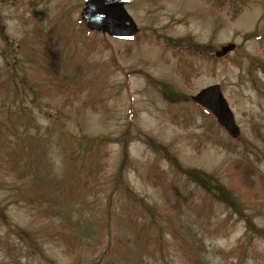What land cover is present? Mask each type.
<instances>
[{"label":"rangeland","instance_id":"rangeland-1","mask_svg":"<svg viewBox=\"0 0 264 264\" xmlns=\"http://www.w3.org/2000/svg\"><path fill=\"white\" fill-rule=\"evenodd\" d=\"M82 5V0H0V30L7 39L17 40L27 30L34 36L33 30L40 28L46 32L48 40L44 38V47L36 46V51L55 60L58 50L68 54V46L73 44L75 35L77 45L86 51L84 61L92 67L91 76L98 75V82L90 94L76 93L78 89H84L81 68L77 82L69 86L71 90L67 95L54 91L49 96L50 101L61 109L62 123L50 128L49 138L28 145V156H25L24 150L16 147L14 136L23 130L22 107L31 106L36 99L34 89H39L38 84L32 86L30 78L40 81L42 71L38 68L35 48L32 50L31 46L17 52L21 56L18 70L26 69V73L13 78L7 70L2 71L4 59L0 56V264H10L13 254L20 256L21 264H46L41 259L46 262L52 259L57 264H90L103 247L109 254L107 264H188L182 252V248L189 249L186 243L194 249L201 264H263L264 239L248 236L246 240L243 221L230 215L220 203L209 200L144 143L129 142L131 163L125 170V178L132 191L148 204L156 205L163 214L169 209L163 205L164 199H169V205L178 207V213L171 211L179 216L182 225L177 227L175 221L170 228L162 226L161 234L157 230L147 233L148 226L144 225L147 218L136 210V201L113 189L111 178L119 159V143L102 147V169L91 175H79L78 180L84 181L83 186L67 192L63 191L61 182L69 175V165L63 164L56 155L59 145L51 144V141L53 132L60 134L56 142L64 141L70 134L75 137L89 134L116 136L128 120H133L142 131L166 144L184 166L214 171L228 185L235 182L234 173H228L233 167L229 165L247 141L256 145V148L248 146L258 154L250 150L248 154L264 172V88L259 94L244 78L246 59H233L234 53H231L222 62L199 60L194 67L187 68L174 54L176 49L163 46L156 36L190 34L214 48L235 42L242 44L246 52L264 60V45L256 39L243 40L241 37L257 23L259 28L264 25V0H246L243 11L234 19L227 7L217 9L207 0H136L126 8L139 29L127 39L92 32L82 38L76 23ZM67 29L71 34L69 44H64L62 49L53 42L52 30L66 33ZM4 46L7 44L0 32V51ZM68 71L67 68L65 73ZM71 71L70 75L76 73ZM138 71L166 80L176 90L189 95L208 84H220L245 140L234 141L235 151L215 144V138L224 141V136L228 135L210 114L202 113L190 103L181 107V104L168 102ZM20 76L28 80V89L34 88L27 94L16 87L14 79ZM258 76L264 82L262 71ZM43 98L49 105L48 96ZM35 110L32 107L31 111L36 113ZM180 112L184 116L195 115V124L187 126L183 120L180 124L175 123ZM32 121L29 131L33 130L34 123L40 122ZM40 127L43 131L44 127ZM25 133L30 138V133ZM198 134L199 140L202 138L206 143L194 149ZM148 168L164 174L167 190L164 196L147 182ZM55 174H59L58 186L52 183ZM239 188L242 199L257 209L246 212L252 215L258 212L259 215L252 217L253 221L257 226H264V190L246 184ZM79 191L82 196L76 197ZM50 196L55 199L48 198ZM47 200L53 203L52 209L48 208ZM203 201L205 204L200 210ZM1 213L5 215V221ZM129 215L134 218L130 225ZM97 220L102 224L100 229ZM8 222L29 234L38 249L32 252L27 243L11 236ZM226 224L230 225L227 226L229 231ZM188 225L189 231H186ZM217 229L218 238L215 236ZM67 231H72L80 242L68 251L63 241L68 236ZM200 241L203 246L199 250ZM142 243L143 248L139 250Z\"/></svg>","mask_w":264,"mask_h":264},{"label":"trees","instance_id":"trees-1","mask_svg":"<svg viewBox=\"0 0 264 264\" xmlns=\"http://www.w3.org/2000/svg\"><path fill=\"white\" fill-rule=\"evenodd\" d=\"M207 1H209L210 4L217 9L227 7L229 15L232 19L236 18L243 11L244 6L246 5V0ZM0 23H2L1 20ZM76 23L77 25H79V29L82 33V35L80 36L82 38L88 37L87 33H91V31L85 28L83 21L81 19H77ZM52 31L54 32V34L52 35V39H54V43H57V47L62 46L63 49L64 44L66 46L69 44L68 42L71 35L69 29H67L66 33H57L54 30ZM0 32L7 44V46H4L0 51V56L4 59L2 69L3 72L7 70L12 78L20 75L22 72L26 73V69L22 70L21 72H19L18 70V65L21 62V56L17 55V52L22 47L24 48L28 46H31L32 50L35 48L37 59H39L38 68L42 71L41 74L43 79H41L40 81H34V79L30 78L33 87H35L36 84L39 85V89L37 90H35L36 88L28 89V80L23 78L25 75H22L23 77L20 76L17 79H14L16 87L19 88V90L23 91L24 94L29 93V90L33 89L36 92V95L34 96V98L36 99L35 101H32L31 106L24 105L22 107V114L24 118L21 124L23 130L21 132H17L14 136L16 147L24 150L25 156H28V145H34V142L38 144L41 139L49 138L50 135L48 131L50 130V128L52 129V127L60 126L62 123V121L60 120L61 109H59L58 106L50 101L49 96H52L54 91H56L57 94L62 93L64 95H67L68 91L71 90L69 86L77 82L76 77L78 76V74H80L81 68L83 69L81 72V78L83 81L82 84L84 85V89H78L76 93L81 94L82 91H85L86 93L90 94V92L95 89L94 87L98 82V75L91 76V71H93L92 67H90L84 61V52L86 51H82L80 46L77 45V37L75 35L72 41L73 44L68 46V54L64 55V52L58 50V55H56L55 60H52L47 59L44 53H37L36 51V46H43L44 38L48 40V36L44 30L42 31V29L40 28L33 30L34 36H31L29 34L31 30H27L23 33L22 37L17 40L7 39V36L4 35L3 31L0 30ZM156 36H159L157 37V39L163 46L176 49L174 51V54L183 60L184 65L187 68L194 67L193 64L195 62H198L199 60H209L218 63L230 57V54H226L225 56L220 58L215 57L212 53L213 46H210L207 42H202L194 39V37H192L190 34L176 37L164 34H156ZM241 37L243 38V40L249 38L256 39L262 45H264V25L259 28V25L257 23L252 30L243 32L241 34ZM47 48L51 50L49 46ZM232 53H234L233 59L238 58L237 60L239 61L242 60L243 57L246 59L247 63L244 67L245 74H243V76L245 79L249 80L251 86L255 88L259 92V94H261L262 89L264 88V82L260 79L258 73L260 71L264 73V60L250 54L249 52H246L242 48V44H238L236 49ZM67 68L69 71L65 73V70H67ZM187 68L186 70L188 71ZM71 69L75 70L76 73L70 75L69 72L72 73ZM48 73H51L52 75L48 76ZM138 73L144 75L148 84L155 88L160 93V95L168 102L181 104V107L187 103H190L195 108H198L199 111L205 113V110L197 106L191 100L188 93L176 90L166 80L155 78L143 71H138ZM54 84L55 87H53ZM45 96H48L47 101L49 102V105L44 102L45 100L43 97ZM32 107L36 108V113L31 111ZM32 119H34V121L40 120V122L37 124L34 123L33 130L29 131L28 126L33 122ZM182 120L188 123L187 126H193L195 124L196 117L193 114L184 116L180 112L175 123L180 124ZM40 126L44 127L43 131H40ZM26 131L30 133V138L27 137L25 133ZM59 135L60 134L55 135L53 132V139L51 141V144L57 143L59 145L56 155H59L63 164L67 163L69 165V175L65 180L61 182L63 191L72 192V190L76 186L82 187L84 181H82L81 179L78 180L79 175H91L93 172H97L102 169V158L100 152L101 148L110 145L113 142L119 143V159L114 168L115 171L111 178L113 189L115 191L118 190V193L120 195L129 199L132 198L134 201H136V210L139 212L140 216L145 215L147 218V221L144 223V225L148 226L147 233H149V231L151 230H157V232L161 234L162 226L165 228H170V225H173L175 221L177 227L179 226V224L182 225L179 216L175 215V213H178V207L176 205H169V199L163 200V205L169 206L168 213L163 214L160 208H158L154 204H148L147 202H145L143 200V197L138 196L128 185L125 178V170L130 166L131 163L128 144L130 141L138 140L141 143H144L146 147H148L155 153V155H159L160 157L165 158L169 162V166L172 167L176 173L183 174L186 180L189 182L191 181L198 190L203 192L205 196H208L209 200L215 201L218 204L220 203L222 206H224V208L228 210V213L230 215H234L238 220L243 221L245 225L244 235L246 240L248 236H259L264 239V226L259 225V227L253 221L254 216L259 215V213L257 212L252 215L246 212L247 210L257 211V209L253 208L250 204L246 203L242 199V193L239 190V187L243 184H246L252 188L258 186L262 190H264V172H262L257 164L253 162L252 158L248 154L249 150L252 151L255 155L258 154L257 150L250 149V147L256 148V145H254L252 142L247 141L242 146V150L238 151V156L231 161L229 166L233 167L228 171V173H234L235 176L233 177V180L235 182L232 183V185H228L224 181H222L220 176L214 171L209 172L198 167L184 166L178 160L176 155L171 152L166 144L158 142L155 138L142 131L139 127H137V124H134L133 120H128V122H126L125 128L116 136L89 134L75 137L76 135L70 134L64 141L56 142V138H58ZM224 139V141H219L218 138L216 141L215 138L214 143L223 147L224 149L235 151L234 141L237 142L245 140V136L241 133L236 139H232L229 136H224ZM195 140L197 141V143H191V145L193 144L194 149H197L201 144L206 143L202 138L199 140V134L195 135ZM76 142L77 144L74 147L73 144ZM248 145H250V147ZM66 158H68V161H66ZM86 160H88V163L86 162ZM62 172H65V170H62ZM146 173L147 182L153 187L157 188L160 192H163L162 196H164L167 192L165 187L164 174L157 173L153 168H148V171H146ZM52 183L57 184V186L60 184L59 174H55L53 176ZM81 194L82 191H79L75 196L78 197ZM48 198L55 199L51 196ZM48 203V208L52 209L53 203H51L50 201H48ZM201 204L202 207L200 208V210H202V208L204 207L205 202L203 201ZM262 206H264V202L262 203ZM171 210H173L175 213ZM1 215H3V213H1ZM3 218L5 221V215H3ZM133 220L134 218L129 215V225L133 222ZM96 225L98 229L102 227V224L98 220L96 221ZM8 226L11 228L9 230L12 231L11 233L13 234L11 236H14L15 239H19L20 242L24 241L25 243H27L29 245V249H31L32 252L38 249V244H35L34 241H32L33 239L31 238V236L27 234L23 229L16 227V225L9 222ZM227 226L230 225L226 224L225 227L229 231ZM219 229H217L215 232L216 238L220 236ZM185 230L189 231V225ZM186 233L190 234L189 232ZM67 235L68 236L64 237L63 241L65 248L68 251L70 248H73L76 245L80 244V242L77 239L76 235L72 233V231H67ZM186 244L189 246V249L182 248V252L186 258L187 263L201 264V261L195 256L196 252H194V249L188 243ZM198 244L200 250L203 244L201 241ZM142 248L143 243L139 245V250H142ZM199 250L197 254L199 253ZM108 256L109 254L107 249L103 247L100 252L95 255L94 260L90 264H107ZM19 258L20 256H18L17 254L10 255V264H21ZM41 260L46 264H57L52 259H47V262L44 259ZM262 263L264 264V258Z\"/></svg>","mask_w":264,"mask_h":264},{"label":"water","instance_id":"water-1","mask_svg":"<svg viewBox=\"0 0 264 264\" xmlns=\"http://www.w3.org/2000/svg\"><path fill=\"white\" fill-rule=\"evenodd\" d=\"M84 5L80 14L87 28L94 31H103L108 35L125 37L132 35L137 26L126 11L124 4L131 0H83ZM234 48V43H227L215 51L216 56H223ZM191 99L208 110L218 124L231 137L240 133L235 123L233 113L223 96L218 84H210L199 89Z\"/></svg>","mask_w":264,"mask_h":264}]
</instances>
